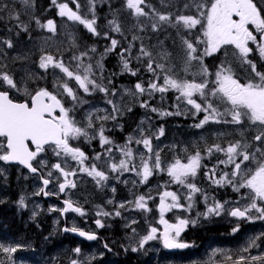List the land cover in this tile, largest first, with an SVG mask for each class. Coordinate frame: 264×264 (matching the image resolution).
<instances>
[{"label": "snow or ice", "instance_id": "snow-or-ice-1", "mask_svg": "<svg viewBox=\"0 0 264 264\" xmlns=\"http://www.w3.org/2000/svg\"><path fill=\"white\" fill-rule=\"evenodd\" d=\"M21 2L30 6L31 0H21ZM75 2V0H73ZM52 3L59 9L60 16H67V18L74 22L83 24L87 30L93 35H99L96 29V19H86L79 15L80 5L76 4V11L69 8L67 3L57 4V0H52ZM145 3V0H126V7L132 10V14L136 17H148L150 13L145 12L141 7ZM90 5H94V0H89ZM188 7V5H185ZM197 12L196 16L193 15H179L175 17V21L172 20L171 14H165L157 12L156 9H152L151 17L153 22L151 24L152 30H158L164 24H170L174 27L182 25L187 30L195 29L197 25L201 26L203 39L196 37V42L182 38V43L186 51L185 71L193 61L200 64L201 71L198 75L202 77V82H196L193 80H180L174 78L169 73L172 69L166 68L164 64L156 63L152 57V53L144 47L140 46L139 55L136 59L147 58L146 70L152 73L155 79L150 80L147 87L142 82H137L134 85L135 91L126 90L129 95L142 96L147 93L151 96L154 92L165 93L170 89L179 92L177 100L186 101L187 105H190L194 109V113H205L204 118L194 127L202 128L205 124L211 122L216 123H233L239 125L242 117L247 116L252 124H259L264 128V72L257 70V64L248 59V55L253 51L249 47V42L257 45L256 50L259 53L261 60H264V15L254 0H210V7L204 3H198L195 5ZM6 5H0V11H7ZM10 18L19 21V15L12 12L9 14ZM233 16L239 17V19H233ZM36 24L41 28H47L49 31H55V25L52 20H48L46 24H41L38 18H35ZM109 25L112 27L113 32L120 33L121 27L115 19L109 21ZM249 25H252L256 33H259V40L254 35L253 31L249 30ZM22 31L28 30V25L19 23L17 25ZM143 30V25H141ZM106 38L110 39V46L105 48L104 53L101 54V59L96 61L95 66L91 63L85 65L83 58L88 56V51L81 52L78 56L74 55L71 59L76 61L75 70H72L70 66L66 65L62 59H57L51 54H44L39 61V68L47 72L51 69H59L60 73H63L65 78L56 76L53 73L55 79L53 82L54 91H49L45 87H38L34 92L28 87V81H35L42 77H37L34 73L26 72L25 76L21 78V81L14 79L13 75L4 70L6 66L0 65V88L6 86V90L0 91V138L6 141V145L0 142V161L4 162H17L24 165L29 169L31 173H37L39 169L33 166L39 154L46 150V147H52L54 154L57 157L64 156L70 157L73 161H76L80 167L74 170H66V164L62 166L61 162L51 165V168L58 171L64 178L63 182L59 184V191L65 192L68 188H75V182L69 177L75 176L77 171L86 172L88 176L92 177L98 186H101L104 181L109 179L108 174L100 170L96 163H93L91 167L85 166V161L88 157L85 153L76 147H72L69 143L70 139H78L84 137L87 140L99 138V143L103 149V154L97 153L94 157L99 161L104 156L108 157V167L112 172H135L137 176H140V183H146L154 172L166 171L171 178L172 183L182 185L187 188V195L183 198L188 201L187 205L180 203L181 196L176 192L164 191L160 194L159 210L161 214L160 223L164 224V232L162 233V241L165 248H187L190 245L184 242H180L177 238L181 232L189 224L195 225L197 220L187 218H177L175 224H169L163 218V214L166 211H170L172 208H183L186 211H190L194 207V198L196 194L201 193V189L190 181V178H195L198 171L206 167L202 164L203 156L199 148L195 153L187 156V162H182L181 159L176 158L173 162L169 163L165 168L161 159V153L155 151L152 146V139L150 136L145 135L144 129H138L140 132V138L136 139L132 136L128 138L124 145H115L108 136L105 135L104 121H115L120 115L123 114L121 105L114 99L108 98L109 94L112 97L117 95L115 89H109L102 83H97L94 77L95 73L93 68H103L102 60L105 55L113 52L119 41L111 38L108 33L104 34ZM133 41L139 39V37L133 36ZM203 44V51H200L198 45ZM0 45H4L11 49L14 47L11 39L0 38ZM232 45L238 50L239 58L243 62L250 66L251 72L254 73L257 78L254 82L249 80L248 83L241 84L238 79H235L230 67H225V62H222L217 67L215 80L210 81L208 77L212 75L209 73V69L204 65V57L212 56L222 49L224 46ZM134 45L129 44L128 48L121 50L120 60L122 63V71L129 72L131 75L136 76L138 69H132L130 67L131 53ZM3 49H0L2 51ZM89 51L95 53L96 48L93 46ZM127 54V55H126ZM227 55V53H226ZM236 55V53H234ZM15 59H22L16 57ZM162 78L163 84L157 83V80ZM75 81L76 87L70 86L71 81ZM215 85L214 87H210ZM15 89L17 92L23 93L29 97L30 102H14L10 98V90ZM82 90L85 94H92L93 92L104 93L106 103L111 105V112L106 109H92L85 115L86 123L81 126L72 115L74 110L87 103L80 97L78 91ZM199 95L202 99L201 102H197L194 98ZM209 97L219 98L221 101L230 105V108H226L222 113L214 105V102ZM70 99L72 107H65V100ZM140 107L148 108V101H142ZM58 110V115L55 113ZM127 111H131L128 108ZM151 111H159L157 108H152ZM104 112V115L99 113ZM161 116L166 115H180V112L171 113L167 111H159ZM231 116V120H222V117ZM100 122V126L96 129V122ZM143 123V121H142ZM89 130L95 132V136H90ZM157 138L164 135V129L161 127ZM254 141L264 144V131L256 135ZM136 144H142L144 149L147 150V157L144 153H141V165L139 168L130 162L133 160V150L130 144L133 142ZM28 141L35 145V150H30ZM112 145V147H108ZM116 149L121 153L122 159L119 163L111 161L113 149ZM207 156H212L215 153H223L226 157L224 160H218L217 165L208 169L205 172V176L213 184L218 186H224L229 184L233 186L234 191H239L240 188L247 187L251 190L250 196L251 203L245 206L243 209L239 207L232 208L227 211V214L231 217L237 218V220H252L261 219L264 220V207L258 205L257 201H264V148L256 147L253 151L250 142H242L240 140L234 143H228L226 146L221 144H212L204 149ZM154 158V159H153ZM256 161L257 167L252 171L248 178L244 177L242 166L245 162ZM42 166H46L45 161H40ZM232 165L231 172H224L217 178V168L219 165ZM49 178L41 176L43 185L47 186L53 177V172L50 170L47 173ZM241 182L237 183V180ZM135 183V182H133ZM115 191V189H113ZM44 194L49 195L44 188H41L36 195ZM170 198L171 203H167ZM151 199V196L140 195L135 198L134 201H127L118 205L119 209H124L127 206H134L135 209L148 211L147 201ZM207 204L208 197H204ZM112 203V201H108ZM227 201L221 203L219 201H213L212 204L207 205L206 210L203 213H197V216H203L205 218L211 216H221L226 211ZM20 206H24V197L19 200ZM255 211L258 215L252 216V211ZM49 211H59L61 215L67 212H75L81 216L85 215V211L82 207L77 206L73 201L65 200L64 207L62 209L50 208ZM116 216H120L119 210L114 213ZM36 213H33L35 217ZM98 216H108L110 213L104 211H98ZM98 228L103 227V223L100 219L95 221ZM131 223H135L132 221ZM240 224L237 223L236 227L232 228V232L239 231ZM66 232L78 233L80 236L85 237L88 240H95L97 237L94 233L85 232L77 227L65 228ZM133 233L135 229L133 228ZM157 228L150 227L148 233L143 236L139 241V248H143L144 245L153 239L157 238ZM264 236V234H261ZM261 237H254L249 240L248 247H256V240ZM20 245L16 246H4L0 244V252L5 253L9 259L13 253H15ZM108 246L105 245V248ZM136 252L138 249L133 247L131 249ZM247 251V248L244 249ZM73 252L80 254L81 249L75 248ZM254 261L257 259H264L260 257H253ZM0 264H3L0 261ZM70 264H78L76 259L70 261ZM236 264H246L245 257L241 256Z\"/></svg>", "mask_w": 264, "mask_h": 264}, {"label": "rangeland", "instance_id": "rangeland-1", "mask_svg": "<svg viewBox=\"0 0 264 264\" xmlns=\"http://www.w3.org/2000/svg\"><path fill=\"white\" fill-rule=\"evenodd\" d=\"M34 1L35 0H31L30 6H26L21 2V0H0V5H6L8 9L7 11H0V38L11 39L14 45L11 49L4 45H0V49H3L0 51V65L6 66L4 70L12 74L15 80L19 82L21 81V78L25 76L26 72H31L37 77L42 78L35 81H28V87L30 90L34 92L38 87H45L49 91H54L53 82L55 77L53 73H55L56 76H60L62 78L65 77L63 73H60L59 69L50 68L47 72L40 69L38 65L41 56L44 54H51L57 59H62L66 65L70 66L72 70H75V64L77 62L71 58L74 55L78 56L81 52L88 51V56L83 58V62L85 65L91 63L95 66L96 61L101 59V54L104 53L105 48L110 46V39L106 38L104 35L105 33H108L111 38L117 39L119 44L113 52H110L103 57L102 69L96 67L93 68V72L95 73L93 78L97 80V83H102L110 90L115 89L117 95L112 97L111 94H109L108 98L114 99L121 105L123 114L115 121L107 120L103 122L105 135L114 141L115 145H124L130 136L139 139L140 132L138 129H144L145 135L150 136L152 139L153 149L161 153V159L165 168L176 158H179L182 162L186 163L187 156L194 154L197 148L201 150L203 157L207 156L204 149L202 150V147L207 143L205 132H198L199 137H196L193 134H188L187 132L188 127L190 126H192L194 130H198V128L194 127V125L199 123L200 120L204 118L205 113L200 112L193 114L195 110L192 109L190 105H187L186 101H178L177 97L180 94L176 90L172 89L169 90L172 92L171 95H168L167 92H154L151 96L147 93L142 96L129 95L126 90L135 91L134 85L138 82L140 77L133 76L129 72L122 71V63L120 60L121 50L128 48L129 44L132 43L134 47L131 53L130 67L134 70H139L138 66L141 65L142 70L144 72L146 71L148 74V79L149 77L150 80L155 79L152 73L146 70L147 58H141L140 60L136 59L140 52V46L143 44L144 47L152 53V57L156 63L164 64L166 68L172 69V72L169 74L173 75L174 78L180 80L194 79L198 83L202 82V77L198 75L201 71V67L198 62L193 61L191 65L188 66L189 69L187 68V71H185V61L187 57L183 44H178L180 49L175 56H171L169 52L163 48L166 36H171V33H168L169 29H176L178 27L184 28L182 25L174 27L170 24H164L158 30L153 31L151 27L153 22L151 17L152 9L147 11L144 4L141 5V7L144 8L145 12L150 13V16L148 17H136L132 14L131 9H128L129 13L126 14V11L124 13H120L116 10L111 11L107 8L106 11L103 10L101 13L99 21V26L102 28L101 30L105 31L104 33H101V39H99V42H95L96 52L93 53L89 51L92 47L90 48L86 45L80 46L81 49H78L76 46L78 43V35L76 32L77 29L80 28L90 34L89 36H93L92 38L95 37V39H98V36L90 33L83 24L71 21L67 18V16H60L58 14L59 9L56 5L54 6L56 10L55 20H41L38 18L41 24H46L48 20H52L55 25V31H49L47 28L39 27L33 18H37L34 16L36 10ZM204 4L210 7V3ZM124 5L126 7V0H124ZM155 9L157 12L163 13L161 10L157 8ZM12 12L19 15V21L10 18L9 14ZM113 19H115L120 25V33L112 31L109 21ZM19 23H26L28 25V30L22 31L17 26ZM141 25H143V30H141ZM29 27H32L34 30L29 29ZM193 30L194 32H190L191 30L189 31L184 29L186 33L189 32L186 34L185 39L191 40L193 43L196 42L197 36L203 39L200 25H197ZM254 31L255 29L253 30V33ZM133 36L139 37V39L133 41ZM255 45L256 44L252 43V46L249 45V47L254 48ZM228 46L222 47L221 50L212 56L204 57V65L208 67L209 73L212 74L208 77V79L210 81L215 80L214 73L216 72L217 67L225 60L227 61L225 63V67H230L232 69L234 78L238 79L240 83L245 84L248 83L249 80H253L255 82L257 78L254 73L251 72L250 66L245 64L243 60L239 58L238 50L235 49L234 46ZM168 47L172 49V44H168ZM198 48L200 51H203L204 45L200 44L198 45ZM113 53L117 58L118 67L114 70H110L109 67L107 71L106 61ZM234 53H236V55H234ZM16 57H21L22 59H15ZM250 57L254 58L252 57V52L248 55L249 60ZM111 60H114V55ZM211 60L215 61V66L212 64ZM258 60L260 61L261 58ZM245 72H247L250 76H245ZM195 73L196 75H194ZM194 76L196 77L194 78ZM129 77L132 78L129 79ZM157 83L163 84V79H158ZM70 86L76 87L74 80L71 81ZM144 86L147 87V85ZM214 86L215 85L210 84V87ZM3 88H6V86ZM12 91L16 97H26L23 93L17 92L15 89H12ZM78 94L82 99L87 101L86 104L78 106L72 113L74 119L78 121L81 126L86 123V113L92 109H106L109 113L111 112V105L106 103L104 93L97 91L89 95L85 94L82 90H79ZM194 98L197 102H201L202 98L199 95H196ZM209 99L214 102V105L222 113L226 108L231 107L219 98L209 97ZM142 101H148L149 107H140V103ZM66 103L69 108L72 107L70 99L66 98ZM128 108H131V111H127ZM152 108H157L159 111H167L171 113L180 112L181 114L161 116L159 111H151ZM147 111H149L152 115H147ZM99 114L104 115V112ZM228 118L230 121L231 116H225L221 119L228 120ZM209 124L210 126H213L210 128V131L215 134L219 129V126L224 123L210 121L206 125L208 126ZM99 126L100 122L97 121L95 124L96 129H98ZM161 127L164 129V135L157 138L156 134H158ZM239 127L242 128V137L244 138V142H249L247 139L248 135H250L251 138H254L256 135L260 134L261 131H264V128H262L259 124H252L249 119L243 123L241 121ZM249 130L253 132L252 135L249 133ZM89 134L90 136H95V132L92 130H89ZM189 137L193 148H189V140H187ZM197 138H199L200 143L193 144V140ZM69 143L72 147L80 148L88 157L85 161V166L90 168L93 163H96L100 170L108 174L109 179L104 181L101 186H98L96 181L92 177L88 176L86 172L77 171L76 175L71 177V179L75 182L76 187L68 188L65 192H63V197L68 200L70 199L76 203L77 206L82 207L85 211V215L81 216L75 212L68 213V217L66 219L67 224H72L71 227H75L74 225L79 222L96 224L95 221L100 219L103 225H105L104 227L110 230L108 234L105 228H101V232L106 235V237H104L105 245L115 251V254H108L105 256L106 254L103 252H106V249H104L100 244L93 245L95 247H92L91 254L81 252L80 254L74 253L73 249L77 247L79 248L76 241H66L64 237H60L64 234L63 230H61L63 229V225L60 222V212L49 211L50 208L62 209L63 207H61V203L57 202L55 199L47 198V200L46 197H42V194L36 195V193H38L42 188L40 177L28 173L27 170L17 164L18 166L13 168L9 167L2 169L3 172L1 173L2 175H0V179L2 178V180H4L3 184L7 188V194L11 195L15 193L14 202L16 206L14 210L20 209L27 212L24 221L26 219L28 221L25 222H31V220L36 222V218H46L49 221V226L47 234H43L36 242L31 241L29 243H25V246L19 247L18 250L12 254L11 259H9L5 253L0 252V261H2L3 264H70V261L73 259H76L82 264H89L88 262L93 260L95 261L94 258L99 259L104 256L105 257L101 261V264H103L102 262L107 264H127L129 261H132L138 253L142 255L144 251L151 250V246H154L156 242H159L162 239V233L164 232L165 226L160 223L161 214L159 205L161 193L164 191L176 192L181 196L180 203L187 205L188 201L183 198L187 195V188L182 185L172 183L171 178L168 176L166 171L154 172L146 183L141 184V177L137 176L135 172H112L108 167L107 156H104L99 161L94 159L97 153L103 154V149L100 146L98 137L90 140H87L84 137L70 139ZM108 147H112V145H109ZM130 147L133 150V160L130 162V166L134 164L139 168L141 165V153H144L145 157H147V150L144 149L142 144H136L134 140L130 144ZM122 158L121 153L114 148L111 161L119 163V160ZM203 160L202 164L204 165ZM40 161H45L46 166H42ZM58 162H61L62 166L66 164V170L69 171L80 167V165H78L77 162L73 161L70 157L65 158L63 155L57 157L54 154L52 147H48L44 152L40 153L35 163L41 171V176L44 178H49L47 173L50 170L53 172V177L50 178L51 185L50 188L47 189V192L55 198H61L57 179H59V182H63V179L58 171L51 168V165ZM252 164V170H255L257 163L252 161ZM0 165L2 166L3 163H0ZM247 167L249 168L250 164H248ZM10 179L11 184L8 183V180ZM189 182L194 183L192 178H190ZM113 189H115V191H113ZM140 195H144L146 197L151 196V199L147 201L148 211L135 209L134 206H127L124 209L118 208V205L121 203L134 201L135 198ZM22 196L24 197L23 207L19 204V200ZM110 200L112 203H108ZM167 203H171L170 198H168ZM203 203L204 196L202 194H196L194 198V207L190 211H186L183 208H172L170 211H166L163 214V218L168 221L169 224H175L177 222V218L196 220L198 217L197 213H200L201 209H203ZM101 210L110 213V215L98 216L97 212ZM117 210L121 212L120 216H116L114 214ZM33 213H36L35 217H33ZM140 214L141 218H139ZM132 221H135V223H131ZM150 227L157 228V238L148 241L143 248H139L140 239L148 233ZM64 228L69 227L65 226ZM133 228L135 229V233L132 231ZM113 231L114 233H112V236L110 237V234ZM116 231L117 233H115ZM184 233L186 232H181L180 236L177 238L179 241L183 240L182 236ZM114 234L117 236H114ZM4 237L5 236H2L0 239L2 240ZM53 237L56 238L53 240ZM252 237V234H247L244 235L240 241L243 244H247ZM50 239L60 242L49 245V242H46L45 240L51 241ZM0 244H3L6 247L10 246L3 241H0ZM133 247H136L138 250L133 252L131 250ZM225 249H228V246H225ZM160 256L161 253L159 254L158 250H153L152 258L154 259V264L158 262V258ZM206 259L209 260L210 263L215 262L214 256L208 255ZM95 264H97V262Z\"/></svg>", "mask_w": 264, "mask_h": 264}, {"label": "flooded vegetation", "instance_id": "flooded-vegetation-1", "mask_svg": "<svg viewBox=\"0 0 264 264\" xmlns=\"http://www.w3.org/2000/svg\"><path fill=\"white\" fill-rule=\"evenodd\" d=\"M233 19H239V17L233 16ZM248 27L250 31L254 30V27L252 25H249ZM254 35H256L259 40L260 34L254 31ZM249 45L252 46V42H249ZM256 48L257 45H255L254 48H252L253 49L252 57L259 59L260 56ZM2 90H6V88H0V91ZM9 94H10V98H12L14 102H20V101L30 102L29 97L27 96L22 98L16 97V95H14L12 90H10ZM55 114L58 115L59 113L56 112ZM247 119H248L247 116L242 117L243 120V121L241 120L242 123ZM212 127L213 126H210V124L208 126L205 124L204 127L198 128V130L197 129L194 130L193 135H195L196 137H199L198 132L201 133L205 132L207 143L205 146L202 147V150L212 144H217V143L221 144L222 146H226L228 143H234L237 140L244 142V138L242 137V128L239 127V125L237 124H233V123L221 124V126H219V129L215 134L210 131V128ZM249 133L251 135L253 134L251 130H249ZM247 139L251 143V148L253 151L255 150L256 147L264 148L263 144H261L260 142H255L253 137L251 138L250 135L247 136ZM187 140H189V148H193V146L190 143V138ZM0 142L6 144V141H4L3 138H0ZM192 143L193 144L200 143L199 138L193 140ZM34 150L35 149H33V151ZM203 159H204L203 160L204 165L206 167L201 168L198 171L197 176L195 178H192L194 183L202 190L201 193L198 194L200 195L202 194L204 197L206 195L208 197L207 204L205 203V199H204L203 209H201L200 213H203L206 210L207 205L212 204L213 201H219L221 203L227 201L228 203L226 205V211L222 213L221 216H211L208 218L199 216L196 218L197 223L195 225L189 224L188 227L184 230V232L186 233H184L182 236L183 240L182 241L180 240V242H184L190 245L189 247L182 249L165 248L163 245V241L161 239L159 242H156L154 246H151L152 247L151 250H146L142 253V260H141L142 263L154 264L155 262L154 259L152 258V253L153 250L156 249L158 250L159 254L161 253V256L158 258V262L156 264H236V261H238L241 256L245 257L246 264H264V259H257L255 261L252 260L253 257L264 258V236H261V234H264V220L244 219L238 221L237 218L231 217L227 214V211H230L232 208L239 207L243 209L245 206L250 204L251 203L250 196L252 195L251 190L248 189L247 187H243L240 188L239 191H234L232 185L225 184L224 186H218L213 184L209 179L206 178L205 172L208 171V169H211L213 168L214 165H217L218 160L226 159L223 153L214 152L212 156L210 157L205 156ZM36 161L37 159L33 161L34 167H37L35 165ZM0 163H3L2 167L0 165V175H2L1 174L3 172L2 169L9 167L13 168L15 166H18L17 163H8L4 161H0ZM248 164H250L249 168L247 167ZM232 167H233L232 165H223V164L219 165L217 168V178L219 177V175L223 174L224 172L230 173ZM242 168L244 172L243 178L245 179L248 178V175L252 171H254L252 170L253 169L252 162H245V165H243ZM33 175H37L41 179L40 170L38 171V173ZM69 178L71 179V177ZM62 179L64 178L62 177ZM239 182L241 181L238 179L237 183ZM50 185L51 182L47 185L46 192L47 189L50 188ZM59 193L61 195L60 196L61 198H55L50 194L47 195L46 198L55 199L57 202L61 203L60 204L61 207H64V201L68 199L63 197V192L59 191ZM6 198L9 200L11 199V196L6 195ZM257 203L258 205L264 207V201H257ZM68 213L71 212H67L60 216L61 219L60 222L62 223L63 228L65 226L72 228L71 227L72 224H67L66 219L68 217ZM256 215L258 214L253 210L252 216L255 217ZM237 223L240 224L239 231L233 233L232 228L236 227ZM74 226L80 230L94 233L97 237L95 240H91V241H85L83 239L76 238L78 240L77 242L79 244L78 245L79 248L81 249V253L91 254L92 247H95L93 245L100 244L104 249H106V252H103L106 254L105 256H107L108 254H115V251H113L109 246L108 248H105L104 237H106V235L101 232V228H105L104 227L105 225L103 227L98 228L96 224L93 223L90 224L89 222H84V223L79 222L76 223ZM105 229L107 233H109L110 230L107 228ZM63 233L69 235L66 232ZM247 234H252L253 236L252 238L261 237L260 239L256 240V245H257L256 247H248V244H243L240 241L241 238ZM60 237H64V239H66L65 235H62ZM54 238L56 237H53L52 239L54 240ZM52 239H50L52 243L54 242L58 243L57 241H53ZM225 246H228V249H225ZM245 248H247V251H244ZM208 255L214 256V260H215L214 263H210V261L206 259ZM104 257L99 259L94 258L95 261L93 260L88 263L95 264L97 262V264H101V261L104 259ZM102 263L107 264L104 262ZM78 264H82V263L78 262Z\"/></svg>", "mask_w": 264, "mask_h": 264}, {"label": "trees", "instance_id": "trees-1", "mask_svg": "<svg viewBox=\"0 0 264 264\" xmlns=\"http://www.w3.org/2000/svg\"><path fill=\"white\" fill-rule=\"evenodd\" d=\"M202 2L209 4L210 0H145L144 6L147 11L153 8L154 9L157 8L165 14L170 13L171 18L174 21L175 17L179 15H193V16L198 15L199 13L197 12L195 5ZM57 3H67L69 8L71 7L73 10H76V4L78 3L80 5L79 15H81L86 19L93 18L92 9L94 7V15L96 19L95 26L97 32L99 33L98 39H95V37L92 38L93 36L92 37L89 36L90 34H88L86 31H83L82 29L78 28L77 29L78 43L76 45L78 49H81L80 46H84V45L89 46L90 48L93 46L95 47L96 43H98L99 39H101V33H104L105 31V30H101L102 28L99 26L100 16L103 10L106 11L107 8H109V10L111 11L116 10L120 13H124L126 11V14L129 13L128 8H126L124 5V0H94V5H90L89 0H75V2H73V0H57ZM254 3H256L261 10H264V0H254ZM34 5L36 7L34 16H36L41 20L42 19L55 20L56 10L54 7L55 5L52 3V0H35ZM185 5H188V7H185ZM262 15H264V11H262ZM29 29L34 30L32 29V27H29ZM184 29L185 28L178 27L176 29L170 28L168 31L169 34L171 33V36H166V40H164L165 44L163 48L167 50L171 56L176 55V53L180 49L178 47V44H183L182 38L185 39L186 34L189 33V32L186 33ZM190 32H194V30L192 29ZM158 34H162V33H158ZM191 34L194 35L193 33ZM170 43L172 44V49L168 47V44ZM114 53L106 61L107 71L109 67L110 70H114L115 68L118 67L117 58ZM113 55H114V60H111ZM250 60L257 64L258 71L264 72V60L259 61L257 58H251V57ZM211 61L212 64H214L215 66V61L214 60ZM138 68L139 70L136 75L137 77H140L138 81L142 82L143 84L148 83L150 81V77L148 79V74L146 73V71L144 72L142 70L141 65H139ZM194 75H196V73ZM244 75L248 77L250 76L247 72H245ZM195 77L196 76H194V78ZM131 78L132 77H129V79ZM171 93H172L171 91H167L168 95H171ZM65 107H68L66 100H65ZM147 115H152V114L149 111H147ZM192 128H193L192 126L188 127L187 130L188 134L194 133V129ZM3 183L4 180L0 179V237L5 236L2 240L0 239V241L6 242L8 245L13 247L16 245L25 246L24 245L25 243H29L31 241L36 242L39 237H41L43 234L45 235L48 233L49 221L46 218L45 219L36 218L35 219L36 222H34V220H31V222H25L28 221L27 219L24 221L27 212L25 210H20V209L14 210V207L16 206L14 202L15 193L11 195L7 194L6 192L7 188ZM8 183L11 184V179L8 180ZM6 195L11 196V199L8 200L6 198ZM139 218H141V214ZM112 233H114V231L111 232L110 237L112 236ZM115 233H117V231ZM63 235L66 236V241L75 240L76 244L79 245L76 237L74 238L73 236L66 235L65 233ZM114 236L117 235L114 234ZM45 241L49 242V245H52V241L49 240H45ZM57 242L59 243V241ZM53 244H56V242H54ZM141 260H142V255L138 253L132 259V261H129L127 264H144L142 263Z\"/></svg>", "mask_w": 264, "mask_h": 264}, {"label": "water", "instance_id": "water-1", "mask_svg": "<svg viewBox=\"0 0 264 264\" xmlns=\"http://www.w3.org/2000/svg\"><path fill=\"white\" fill-rule=\"evenodd\" d=\"M20 102H25V101H20ZM20 102H17V103H20ZM57 112H58V110H57ZM27 143H28V146H29V149H30V150L35 149V145H33L30 141H28ZM5 145H6V144H5ZM8 163H17V162H8ZM17 164H18L20 167H22L23 169L27 170L28 173H30V174H34V173H31V172L29 171V169H28L27 167H25L24 165H21V164H19V163H17ZM41 183H42V179H41ZM42 188H44V189L46 188V186L43 185V183H42ZM43 196L46 197V195H44V194H43ZM64 229H65V228L62 229L63 232H66V231H64ZM85 232H86V231H85ZM66 233H68L69 235H71V236H73V237H76V238H79V239H83V240H85V241H91V240L86 239L85 237L80 236L78 233H73V232H66ZM89 233H90V232H89Z\"/></svg>", "mask_w": 264, "mask_h": 264}, {"label": "bare ground", "instance_id": "bare-ground-1", "mask_svg": "<svg viewBox=\"0 0 264 264\" xmlns=\"http://www.w3.org/2000/svg\"><path fill=\"white\" fill-rule=\"evenodd\" d=\"M3 1V0H2ZM6 3V2H5ZM3 4V3H2ZM34 9V8H33ZM26 24V23H25ZM35 27V26H34ZM3 28V27H2ZM6 29V28H5ZM41 33V32H40ZM76 34H77V32H76ZM38 35V34H37ZM45 37V36H44ZM42 38V37H41ZM68 51V50H67ZM67 55V54H66ZM63 57V56H62ZM90 59V58H89ZM21 64V63H20ZM261 66V65H260ZM258 68V67H257ZM48 81V80H47ZM50 83V82H49ZM31 89H32V87H31ZM71 104V103H70ZM122 121V120H121ZM231 124V123H230ZM114 127V126H113ZM174 127V126H173ZM221 135V134H220ZM111 137V136H110ZM232 138V137H231ZM230 139V138H229ZM210 142V141H209ZM203 146V145H202ZM262 146V145H261ZM2 167V166H1ZM6 170H8V169H6ZM7 172V171H6ZM19 181V180H18ZM20 182V181H19ZM18 191V190H17ZM53 191V190H52ZM17 195V194H16ZM19 195V194H18ZM47 199V198H46ZM48 200V199H47ZM28 206V205H27ZM15 208V207H14ZM230 218V217H229ZM218 219V218H217ZM203 232V231H202ZM238 240V239H237ZM258 241H260V240H258ZM198 243V242H197ZM217 244V243H216ZM248 244V243H247ZM218 245V244H217ZM221 245V244H220ZM33 246V245H32ZM235 246V245H234ZM231 247V246H230ZM54 251V250H53ZM55 252V251H54ZM259 254V253H258ZM222 255V254H221ZM227 256V255H226ZM219 257V256H218ZM253 260V259H252Z\"/></svg>", "mask_w": 264, "mask_h": 264}]
</instances>
